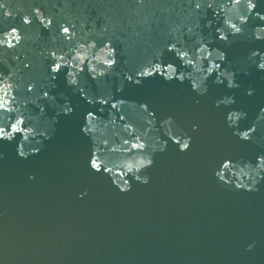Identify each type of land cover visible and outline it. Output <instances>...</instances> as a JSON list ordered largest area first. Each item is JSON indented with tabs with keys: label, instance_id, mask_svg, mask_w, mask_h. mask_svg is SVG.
<instances>
[{
	"label": "water",
	"instance_id": "obj_1",
	"mask_svg": "<svg viewBox=\"0 0 264 264\" xmlns=\"http://www.w3.org/2000/svg\"><path fill=\"white\" fill-rule=\"evenodd\" d=\"M0 5V264H264V0Z\"/></svg>",
	"mask_w": 264,
	"mask_h": 264
},
{
	"label": "clouds",
	"instance_id": "obj_2",
	"mask_svg": "<svg viewBox=\"0 0 264 264\" xmlns=\"http://www.w3.org/2000/svg\"><path fill=\"white\" fill-rule=\"evenodd\" d=\"M0 7H4V6L3 5H0ZM253 7H254V5H251L250 6V9L253 8ZM32 11H33V14L35 15V17L37 18V20L39 21V23L43 26V28L48 29L51 26L52 19L50 17H45L38 8H33ZM4 16L5 17L11 16V17L15 18V14L12 13V12H10V11H8L7 9H5V11H4ZM21 19H22V23L24 25H29L31 23V17L29 15H23L21 17ZM261 19H264V17H261ZM60 31H61V33H68L69 29H68V27H64L63 24H61ZM236 31L239 32L240 29L237 28ZM7 33L9 35H13L14 36V39L16 41L15 44H13L10 40L7 42L6 48L11 49V48L15 47L17 44L20 43L21 35H20V33H19V31H18V29L16 27L10 28L7 31ZM4 43H5L4 41H0V44H4ZM170 49H171V45H169V50ZM113 51H115V50H113ZM49 53H51L53 56L55 55L54 51H50ZM115 62H116L115 59H111V60L106 61L107 67L108 68L112 67L115 64ZM154 67H155V65L152 66L151 68H154ZM260 67L261 68H264V64H261ZM59 69H60V64L59 63L52 64L50 66V70H51L52 73H57L59 71ZM148 69H149L148 67L143 68V70L141 72H139L138 75L143 76V77H149V76L153 75L154 73H156L155 71H148ZM80 71H82V69ZM102 74H103L102 71H98V75H102ZM171 78L172 77H170V76H165V79H167V80H170ZM177 79H179V78H177ZM68 83L74 85V84L77 83V81H76V79L74 77L72 80H68ZM28 90L29 91L32 90V86L31 85H29ZM249 94H251V92H249ZM44 96L46 97L47 96V93H44ZM0 107H3V105L0 104ZM8 111L11 112L13 110L12 109H8ZM67 111H70V109H68ZM170 121H171V118L169 117L168 120L165 121L164 123L167 124ZM17 123H22V121L19 120V119H17L15 122L11 123L10 130H7V131L5 130L4 127H0V139H7V140L10 141L14 137V134H16V133H22L23 130L17 127ZM241 132L243 134H241ZM241 132L239 133L240 139L247 140L249 138V131L248 130H245V131H241ZM168 135L173 139V141L175 143L178 144L180 151H186L189 148V146H190V137H184L181 140V138L178 137V136L177 137H172L171 136V132H169ZM24 139L27 140V135H24ZM161 150H163V147L161 148ZM35 151H36L35 149L32 150L33 153ZM28 154H29L28 152H25V151H23V150H21V149L18 148V155L20 157H25L26 158ZM228 162L229 161L225 160L222 163L220 170L215 173V175L221 181H224V170L231 171V167H226V165H227ZM151 163H152V160L150 158H142L141 165L136 170L139 171L140 169H142L144 167H148V166L151 165ZM90 166H91V168L93 170H96V171H99L100 170V167L97 166L93 162V158L91 159ZM240 172H242L243 174L242 175H238L237 173H240ZM237 173H235V175L237 176L238 179L241 176H247L248 175V173L247 172H244L243 170H240ZM126 174L127 173H125V175ZM136 179L140 180L142 183H147L148 182V177L147 176H144L143 178L137 176ZM226 182L227 181H225V183ZM114 183H115V181H114ZM117 186L120 188L121 191H127L128 188H129V184H128L127 181H124L123 185H117ZM235 187L237 189H239L241 187H245V185L242 184V183H236L235 184ZM251 247H252V245H249L248 246L249 249Z\"/></svg>",
	"mask_w": 264,
	"mask_h": 264
}]
</instances>
